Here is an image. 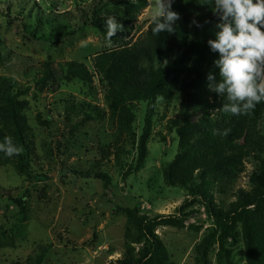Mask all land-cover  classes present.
<instances>
[{
  "label": "rangeland",
  "instance_id": "obj_1",
  "mask_svg": "<svg viewBox=\"0 0 264 264\" xmlns=\"http://www.w3.org/2000/svg\"><path fill=\"white\" fill-rule=\"evenodd\" d=\"M125 1L0 0V103H17L31 128L27 141L32 148L31 174L19 169L23 153L8 157L0 152V264L136 261L144 253L145 239L124 209L175 214L191 199L185 186L165 178L179 151V136L168 123L182 107L187 71L170 97L156 98L148 155L137 170L148 102L133 103L134 121L121 130L107 99L110 85L95 72L97 52L136 40L151 22L153 0L135 20L126 15ZM109 16L124 26L111 42L105 23ZM68 61L85 63L93 80L61 71L42 82L45 71ZM192 119L200 122L202 111L192 109ZM261 128L257 126V135H263ZM13 130L10 117L0 114V142L6 136L13 139ZM247 147L237 160L238 177L230 189L215 193L217 202L228 205L239 188L252 192L258 187L252 176L264 175V143L255 153ZM86 171L109 174L111 184L106 188L103 180L85 176ZM28 188L23 214L14 199ZM194 208L191 217L154 228L165 249L154 264H247L243 236H213L214 220L197 201L185 211ZM236 230L241 231L240 224Z\"/></svg>",
  "mask_w": 264,
  "mask_h": 264
},
{
  "label": "trees",
  "instance_id": "obj_2",
  "mask_svg": "<svg viewBox=\"0 0 264 264\" xmlns=\"http://www.w3.org/2000/svg\"><path fill=\"white\" fill-rule=\"evenodd\" d=\"M125 3L126 15L134 20L149 6V0H126ZM172 10L180 14L174 25L175 32L154 35L150 22L147 30L136 40L130 39L114 48L104 49L93 57L95 72L110 85L107 99L112 117L118 121V128L131 127L135 118L134 102H148L145 126L139 137L136 170L143 166L148 155L156 98L170 97L184 70L188 74L181 85L184 97L180 112L168 123L169 129H174L179 136V151L166 167L165 178L172 185L185 186L191 199L186 200L177 213L168 215L157 213L152 216L136 207L125 208L145 239V248L136 261L128 259L122 263L154 264L158 261L165 254V249L154 228L177 218L191 217L197 209L185 210L197 201L214 220L213 236L219 234L222 238H237L242 235L247 248V264H264V175L254 173L252 179L258 187L252 192L239 188L236 190L237 199L228 205L217 202L215 196L216 192L230 189L238 177L241 168L237 160L246 144L247 150L255 153L257 146L264 143V133L257 135L256 132L257 126L262 127L264 132V102L257 104L247 115L234 116L222 110L223 104L228 102L226 97L209 90V72L214 74L217 82L220 80L219 69L214 65L218 53H213L207 44L209 39L215 38V25L219 22L214 14L213 0H174ZM193 20L201 26L193 24ZM94 24H99V21ZM2 59L0 49V62ZM61 71L88 82L94 77L85 63L68 61L45 71L42 82L54 79ZM16 104L12 100L4 105L0 103V114L10 117L14 126L13 142L24 149L20 171L31 174L32 148L27 141V131L31 128ZM192 109L202 111L200 122L193 121ZM86 114L91 118L92 115ZM229 128L231 132L227 136L221 135ZM199 134H203L202 140L193 144L192 139ZM257 136L261 137V141L257 142ZM236 140H243V143L239 144ZM83 174L103 180L106 188L111 184V177L105 172L86 171ZM29 195L28 188L22 196L14 199L23 214L27 211ZM238 224L241 231L236 230ZM161 264L167 263L163 261Z\"/></svg>",
  "mask_w": 264,
  "mask_h": 264
},
{
  "label": "clouds",
  "instance_id": "obj_3",
  "mask_svg": "<svg viewBox=\"0 0 264 264\" xmlns=\"http://www.w3.org/2000/svg\"><path fill=\"white\" fill-rule=\"evenodd\" d=\"M174 0H153L151 15L152 33L175 32L180 14L172 10ZM214 14L218 17L215 38L207 41L213 53H218L214 65L219 69V82L209 72L210 91L226 97L222 110L234 116L251 113L257 104L264 102V0H213ZM107 38L124 30L114 16L106 21ZM193 24L200 27L193 20ZM231 129L221 135L227 136ZM24 151L9 136L0 142V152L8 157Z\"/></svg>",
  "mask_w": 264,
  "mask_h": 264
}]
</instances>
